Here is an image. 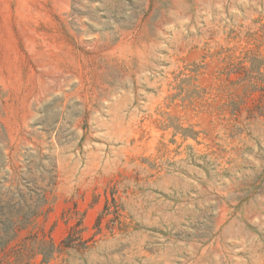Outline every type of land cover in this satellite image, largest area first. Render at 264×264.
<instances>
[{
  "label": "rangeland",
  "instance_id": "1",
  "mask_svg": "<svg viewBox=\"0 0 264 264\" xmlns=\"http://www.w3.org/2000/svg\"><path fill=\"white\" fill-rule=\"evenodd\" d=\"M0 264H264V0H0Z\"/></svg>",
  "mask_w": 264,
  "mask_h": 264
}]
</instances>
